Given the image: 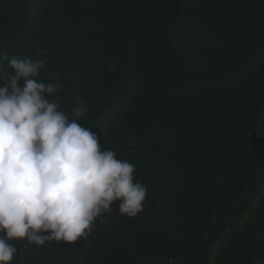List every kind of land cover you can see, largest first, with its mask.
Here are the masks:
<instances>
[{
    "label": "trees",
    "instance_id": "1",
    "mask_svg": "<svg viewBox=\"0 0 264 264\" xmlns=\"http://www.w3.org/2000/svg\"><path fill=\"white\" fill-rule=\"evenodd\" d=\"M37 48L48 54L39 78L63 83L61 109L71 115L76 98L86 101L82 126L98 130L126 105L103 143L150 190L136 217L114 206L87 240L30 250L25 241L12 264H264V161L253 149L256 113L241 106L264 98V0H0V52L39 59ZM130 136L137 143L120 155ZM176 148L243 166L237 204L218 214L209 193H195L186 203L197 206L178 214L156 192L181 178Z\"/></svg>",
    "mask_w": 264,
    "mask_h": 264
},
{
    "label": "clouds",
    "instance_id": "2",
    "mask_svg": "<svg viewBox=\"0 0 264 264\" xmlns=\"http://www.w3.org/2000/svg\"><path fill=\"white\" fill-rule=\"evenodd\" d=\"M36 55L40 58L0 52V264H12L17 255L21 257L16 244L25 241L30 250L33 244L71 245L87 240L114 206L120 215L134 218L149 196L148 186L138 180L136 165L118 159L117 152L103 143L110 128L125 118L126 105H117L98 130L82 126L79 120L88 112L86 101L76 98L71 115L62 110L63 83L39 78L48 65V54L37 48ZM251 100L241 106L256 113L258 147L253 149L264 161V98ZM136 143L130 136L118 153H128ZM153 149L155 172L163 175L168 172L164 150L158 144ZM214 159V155L177 149L173 171L178 169L181 178L162 180L156 192L169 193L178 214L197 206L186 203L195 193H209L217 201L218 214L230 208L237 204L234 180L248 176L243 166ZM210 264L218 262L214 259Z\"/></svg>",
    "mask_w": 264,
    "mask_h": 264
}]
</instances>
